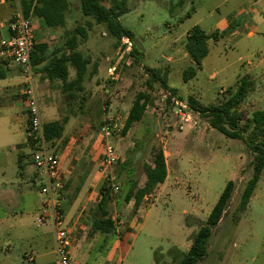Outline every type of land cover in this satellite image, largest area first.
I'll list each match as a JSON object with an SVG mask.
<instances>
[{"label": "rangeland", "instance_id": "374dc122", "mask_svg": "<svg viewBox=\"0 0 264 264\" xmlns=\"http://www.w3.org/2000/svg\"><path fill=\"white\" fill-rule=\"evenodd\" d=\"M70 1L72 11L80 15L77 1ZM8 2L12 13L22 12L21 0ZM240 2L128 0V12L120 16L119 22L133 34L132 44L138 52L134 58H139L138 64L133 63L129 54L131 43L127 39L116 40L99 25L92 24L88 29L80 51L92 62L89 68H95V78L86 81L83 92L73 99L54 95L59 119L67 116L70 124L65 137L62 135L64 138L49 143L51 150L60 156L67 146L66 161L75 156L86 157L89 150L100 152L104 145L101 126L105 122L117 119L123 128L131 104L140 92L149 93L151 102L143 119L133 124L125 136L120 128L110 139L117 161L103 173V180L113 190L109 211L115 234L108 238L91 231L100 198L99 191L95 192L87 207L88 215L81 219L84 228L82 239L73 251L74 264H176L173 255L189 249L192 235L207 219L229 181L234 183L231 199L222 221L212 231L206 257L198 264H264V169L253 196L241 212L240 195L252 175V154L248 148L242 141L213 130L207 119L191 110L190 124L180 130L176 107L168 99V93L157 84L151 90L145 85L148 70L157 69L167 75L168 86L176 90L174 98L187 107H190L188 96L196 98L199 106L222 101L227 88L249 75L248 65L252 67L264 59V38H247L240 29L234 37L210 43L209 53L196 70V76L184 82L183 71L192 66L184 49L186 31L194 26L213 31ZM244 19V15L236 18L240 25ZM76 20L77 25L85 24L81 15ZM258 30H264V23L258 25ZM2 37H8L6 30L2 31ZM108 68L112 69L110 73ZM255 111H264V100L245 99L237 108L245 118ZM0 117H6L5 113H0ZM5 127L0 123V137ZM13 128L14 132L10 130L7 138L0 140V191L4 186L12 187L17 203L13 210L2 209L0 205V219L3 212L19 213L22 207L25 226L14 219L4 224L8 229L0 231L1 241L12 245L9 252L0 251V264H27L24 253L32 254L36 264H45L53 258V234L49 225L39 226L34 222L44 175L32 164V150L26 144L23 126L16 124ZM153 148L164 153L170 173L169 186L160 189L157 185L135 209L133 200L126 202L125 195L133 185L143 186L146 180L143 165L152 162ZM181 150L185 151L183 162L176 167ZM124 161L126 170L115 179L118 162ZM92 164L86 161L80 169L90 172ZM175 169L173 174L171 171ZM36 176L40 178L35 180ZM14 233L28 238L16 240Z\"/></svg>", "mask_w": 264, "mask_h": 264}, {"label": "trees", "instance_id": "16d2710c", "mask_svg": "<svg viewBox=\"0 0 264 264\" xmlns=\"http://www.w3.org/2000/svg\"><path fill=\"white\" fill-rule=\"evenodd\" d=\"M77 11L85 20V24L75 27L73 33L68 36L66 49L68 54H61L54 57L44 66L49 81H61L63 90L68 93L69 98H75V94L82 93L84 84L93 75L90 73L89 66L91 61L84 54L76 50L77 37L84 41L87 38V29L92 24L102 26L105 32L114 39H127L131 43L130 55L133 57V63L138 64L139 58L135 46L132 44V32L119 22L120 16L128 12V0H76ZM72 4L68 0H21L20 7L24 17L32 16L41 19L46 27L54 28L65 23V15ZM224 36L218 32L205 33L199 26L192 27L186 34L184 49L193 63V66L187 67L183 71L182 79L187 82L196 75V70L201 67V63L209 53V44L217 43ZM44 45H34L31 54V63L35 68L45 60ZM6 63L0 64V80L4 78V68ZM68 66L74 69L75 75L71 81H68ZM157 84L168 93V99L174 98L176 90L170 88L167 82V75L162 74L160 70L149 69L148 78L145 82L146 87L151 90L153 85ZM253 83L249 77L239 78L233 87L225 90L223 100L210 106H199L193 99H188L189 108L199 116L207 119L209 126L223 134L229 139L239 140L244 143L252 154L251 178L245 184L241 195L239 210L246 209L247 204L252 197L254 190L260 180L264 169V111H255L250 118H245L237 112L238 106L246 99L247 94L252 90ZM169 101V100H167ZM151 102L150 94L140 92L135 96L134 101L127 113L121 135L125 136L133 124L139 123L145 113L146 107ZM243 121L242 124L240 122ZM68 118L59 121H53L43 124L44 138L47 143L59 140L64 132ZM102 127V126H101ZM27 144L32 148L29 131L26 128ZM152 162L144 164V174L146 180L142 187L133 185L125 195V201L133 200L134 207L137 209L143 199L148 196L157 185L164 183L167 176V164L164 153L161 149H152ZM127 162H118V173L115 179L119 178L121 173L126 170ZM234 189V183L229 181L218 201L212 208L207 219L199 225L195 234L190 240L189 249L184 253H175L173 259L176 264H198L207 255L209 239L212 236L213 229L222 221L224 212L231 199ZM113 190L108 181L101 184L99 188L100 200L96 205L98 212L91 224L93 233L102 234L108 238L115 234L114 221L110 216V204L113 200Z\"/></svg>", "mask_w": 264, "mask_h": 264}, {"label": "crops", "instance_id": "0c3cea01", "mask_svg": "<svg viewBox=\"0 0 264 264\" xmlns=\"http://www.w3.org/2000/svg\"><path fill=\"white\" fill-rule=\"evenodd\" d=\"M68 1L72 4L70 0ZM242 6H248V7L243 8ZM10 7L11 6L8 1L4 5L0 6V20H4L13 14L10 11ZM80 15H78L77 12H73L72 6H70L69 11L65 15V23L61 26H57L54 28L46 27V25L41 19H36L32 16H29L32 22L33 38L35 45H44L46 47L44 53L45 60L43 61L42 64L38 65L34 70L35 91L37 95V100L39 102L38 105H39L42 124H46L53 121H59L67 117L64 116L61 119H59L58 110L54 106L53 102H54V95L59 96L62 94V95H67L68 97L69 95L63 90V84L61 81L48 80L46 72L44 71V66H46L48 62L52 60L54 57L59 56L61 54L69 53V50L66 49L65 47L66 41L68 39V36L73 33L75 27L81 26V24L79 23L78 25L76 24L77 23L76 19ZM242 15L245 16V19L242 21V24L240 25L239 21L236 20V18ZM263 23H264V0H242V2L234 6V9L228 12L225 18H223L218 23V25L213 31L206 32L203 29L202 30L205 33H212V32L221 33L224 36L222 39L227 37L229 39V37L231 38L236 36L240 29H243L245 31V35L247 38H252V39H254L255 37L264 38V30L263 31L258 30V25H262ZM88 31L89 30L87 29V36H88ZM76 42H77L76 50L80 51V45L84 42V40L81 37H77ZM128 49L129 48H126V50ZM3 62L6 63V66L4 68V78L0 80V95L2 96V98H0V113H5L6 117H0V123L6 126L5 127L6 131L3 130L0 140L3 138L6 139L7 135H9L8 132L10 130L11 132H14L15 129L13 127L16 124L22 125L25 133L27 128V115L24 109L23 97L21 94L22 78L19 74L17 67L13 63L9 61L1 60L0 64ZM189 62L193 66V63L191 62L190 59ZM263 63H264V59L260 60L257 64H255L252 67L251 65H248L249 75L246 76L249 77L250 81L253 83V87L252 90L247 94L246 99H250L253 101L264 100V89H263L264 67H261ZM92 65L93 64L91 62L90 66ZM67 69H68V81H71L74 78L75 72L74 69L70 66H68ZM112 69H114V67H112ZM112 69L108 68V73H110ZM89 71L90 73L91 71L93 73V75L89 79L91 80L95 78L96 70L94 67H92L91 69L89 68ZM213 76L214 75H212L210 79H212ZM95 81H97V77ZM262 89L263 91H261ZM77 94H75V96ZM188 99H193L194 101L198 102V100L192 96H188ZM67 118H68V122L66 123L63 132L64 137L65 134L67 133V129L69 128L68 124H70L69 117ZM69 143L70 140L68 142V145ZM26 144H27V139H26ZM18 147L19 146L17 145L15 149H17ZM101 147L102 149L100 152L89 150V152L87 153L88 156L85 157L83 155H80V156L71 157L69 161H66L67 154H65L67 150V146L61 152L60 156L57 154V156L60 159L61 170L65 184L64 190H65V196L67 202L64 204L63 209L68 223L70 237L72 240L71 257L73 256L74 253L73 251L75 247L78 246L79 242L81 241L80 239H82L80 235L84 227L82 225L81 219L84 218V216L88 215L87 207L89 205V201L91 200V196L95 192L99 191L101 184L104 182L103 180L104 174L99 169L104 152L103 145ZM183 152L185 151L181 150L177 154L176 167H178V165L183 162L182 159ZM86 161H91V163H93L92 164L93 169L90 172L87 170L82 172V170L80 169L81 167H84L82 166V164H85ZM18 162H20V159L18 160ZM171 172L173 174L174 173L176 174V169L175 171L173 170ZM169 175L170 173L167 169V176L164 183L160 184L157 187L163 189L164 187L169 186L168 184ZM31 182L34 183L33 180H31ZM20 198H22V196H20ZM16 203H17V194L15 190L12 187L4 186L3 189L0 191V205L2 209L4 208L8 210H13ZM21 208L22 207H19L18 209L19 213L15 211H10L8 213L3 212V216L0 219L1 233L7 231L8 228L4 227V224L12 219H14L18 224H21V226H25V222L21 219V216H23V212L25 211L23 208L21 210ZM39 209H40V201L36 210L39 212ZM18 218L19 220H17ZM36 218L34 219L35 223H36ZM49 228H50L49 231L52 234V228L50 225ZM14 234L16 235V240H23L28 238L23 236L21 233H14ZM11 245L12 244L10 242L1 241L0 238V251L9 252L11 250ZM52 255L53 258L47 261L45 264H49L54 261L53 251H52ZM27 256L33 257L32 263L26 261ZM27 256L26 253L23 254V258L25 259L27 264H36V260H35L36 258L32 254ZM71 264H74L72 258H71Z\"/></svg>", "mask_w": 264, "mask_h": 264}, {"label": "built area", "instance_id": "2783aa9c", "mask_svg": "<svg viewBox=\"0 0 264 264\" xmlns=\"http://www.w3.org/2000/svg\"><path fill=\"white\" fill-rule=\"evenodd\" d=\"M8 0H0V6ZM8 32V37H2V31ZM32 22L24 17L21 11L13 13L8 18L0 20V61L13 63L22 78L23 105L27 115V129L32 142L31 161L36 170L44 175L41 180L39 194L40 209L36 218L39 226L49 224L53 234L54 261L49 264H71L72 240L63 209L66 203L65 184L59 157L53 153L46 142L43 124L40 118L38 100L34 84V67L31 63V54L34 50ZM176 107L175 116L179 121V129L190 124V108L183 102L171 98ZM122 128L118 120L109 119L101 127L104 140L103 157L100 171L106 173L116 161L117 157L111 145V137ZM39 176L35 177L38 180ZM27 262L32 263L33 257L27 256Z\"/></svg>", "mask_w": 264, "mask_h": 264}]
</instances>
